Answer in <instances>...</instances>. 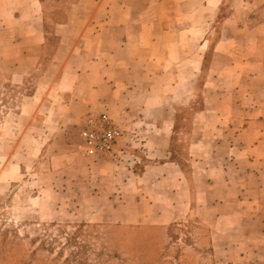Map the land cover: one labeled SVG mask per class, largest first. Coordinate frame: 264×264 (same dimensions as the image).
<instances>
[{
    "label": "crops",
    "instance_id": "0c3cea01",
    "mask_svg": "<svg viewBox=\"0 0 264 264\" xmlns=\"http://www.w3.org/2000/svg\"><path fill=\"white\" fill-rule=\"evenodd\" d=\"M46 2L0 0V91L42 73L0 131V194L31 170L33 203L68 200L86 223L193 218L217 264H264V0H76L54 53ZM102 113L123 131L113 154L78 156Z\"/></svg>",
    "mask_w": 264,
    "mask_h": 264
},
{
    "label": "rangeland",
    "instance_id": "374dc122",
    "mask_svg": "<svg viewBox=\"0 0 264 264\" xmlns=\"http://www.w3.org/2000/svg\"><path fill=\"white\" fill-rule=\"evenodd\" d=\"M74 2L76 0H56L54 15L48 16L49 9H45L46 38L47 41L53 39V53L60 46L57 31L63 29L61 25L69 19ZM44 58L45 52L40 71ZM41 74L38 72L23 86L0 91V131L17 122L16 116L26 97L34 92ZM199 101L200 98L183 111L188 120L179 123L186 129L191 126L192 114L201 106ZM90 116L96 115L85 119L80 132ZM79 144L77 155L85 158ZM28 171L24 179L13 182L7 192L0 194V264H217L211 248L202 245L204 240L208 243L205 227L197 221L194 223L193 218L181 226L169 227L81 222L77 217L67 216L71 211L68 200L31 202L36 187L31 184L33 173ZM34 180L39 184L45 178L40 176ZM202 230L205 233L202 232L201 238ZM203 250L205 253H201Z\"/></svg>",
    "mask_w": 264,
    "mask_h": 264
},
{
    "label": "built area",
    "instance_id": "2783aa9c",
    "mask_svg": "<svg viewBox=\"0 0 264 264\" xmlns=\"http://www.w3.org/2000/svg\"><path fill=\"white\" fill-rule=\"evenodd\" d=\"M122 135L108 114L90 116L80 132L79 151L85 157L110 156Z\"/></svg>",
    "mask_w": 264,
    "mask_h": 264
}]
</instances>
